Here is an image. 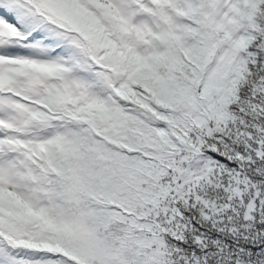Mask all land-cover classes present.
<instances>
[{"label":"snow or ice","instance_id":"obj_1","mask_svg":"<svg viewBox=\"0 0 264 264\" xmlns=\"http://www.w3.org/2000/svg\"><path fill=\"white\" fill-rule=\"evenodd\" d=\"M0 264H264V0H0Z\"/></svg>","mask_w":264,"mask_h":264}]
</instances>
